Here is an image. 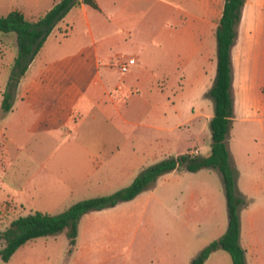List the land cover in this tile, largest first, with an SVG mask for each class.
Masks as SVG:
<instances>
[{
  "label": "crops",
  "instance_id": "obj_1",
  "mask_svg": "<svg viewBox=\"0 0 264 264\" xmlns=\"http://www.w3.org/2000/svg\"><path fill=\"white\" fill-rule=\"evenodd\" d=\"M60 1L0 0V17L18 11L27 20L34 21ZM186 1L199 4L215 0H179ZM95 2L99 10L81 4L56 24L14 93V97L19 96L21 100H34L33 110H19V114L30 111L35 125L42 127L50 122V129L57 132L51 134L56 135L59 152L64 154L58 160L67 161L72 166L71 172L61 178L65 187L62 189L67 193L85 194L90 192L91 186L132 182L143 168L166 156L195 152L201 155L198 148L180 151L179 138L185 129L189 133L197 131L198 136L205 133L213 116V111L206 110L201 101L207 98L205 94L216 73V40L213 44L212 30L217 25L212 27L210 21H203L199 8L182 13L181 9L179 12L164 0ZM154 3L161 12L157 28H153V12L144 13L146 7L139 9L141 5ZM207 15L210 18L211 14ZM137 34L156 37L161 45L157 48L160 52L157 56L162 60H151L149 70L136 67L135 61L131 66H135L133 72L129 73V69L122 73L121 63L131 57L122 58L119 51L137 52L147 48L146 42L138 44ZM2 37L4 35H0V62L7 51V43L3 41L6 38ZM11 41L16 43V36L9 43ZM260 53L259 58L253 59L248 54L240 92L244 99L242 115L256 113L257 118L250 120L261 124L263 119L259 115L264 112V57L261 56L264 52ZM16 55L17 47L10 52L5 64L0 63L6 80ZM154 57L150 56L151 59ZM114 59L118 61L120 73L127 74L120 79L112 71ZM154 68L160 69L162 77L170 78L167 79L169 88L178 89L177 101L168 110H152L148 104L140 103L142 98L138 96V89L146 84L148 76L154 75ZM177 82L182 84L179 88ZM79 83L85 86L80 89ZM232 86L234 90V78ZM75 87L79 89L76 94ZM13 109L16 110L12 107L5 114H13ZM235 110L234 101V115ZM9 119L15 121L16 118ZM148 136L161 137L160 148H157L159 138L154 141L155 150L154 143L144 138ZM170 136H174L172 141ZM6 140H3L2 153ZM44 144L40 142V145ZM257 154L258 159L248 157L245 164L250 174L245 176L248 180L245 187L242 185V194H249L247 186L252 187L255 179H264V150ZM91 178L95 179L93 185ZM103 178L110 179L109 184ZM262 185L257 183V187ZM246 229L244 226L240 235L245 264H264V242ZM215 253L203 264H207Z\"/></svg>",
  "mask_w": 264,
  "mask_h": 264
},
{
  "label": "rangeland",
  "instance_id": "obj_2",
  "mask_svg": "<svg viewBox=\"0 0 264 264\" xmlns=\"http://www.w3.org/2000/svg\"><path fill=\"white\" fill-rule=\"evenodd\" d=\"M164 1L179 12L181 9L182 13L199 8L203 21H210L212 27L218 24L224 3V0L199 4ZM155 4L139 6L140 10L146 7L144 13L153 12V28L160 25V10ZM207 14H211L210 18ZM170 21L174 26V21ZM215 29L212 30L213 44ZM1 35H4L2 38L6 39L3 41L7 43L6 56L0 62L5 64L10 52L16 49L15 42L9 43L15 34ZM136 37L138 44L146 42L147 48L137 52L119 51V55L134 58L136 67L149 70L151 60H162L157 56L160 54L157 48L161 45L151 34H137ZM248 52L252 59L259 58L260 52H264V0L246 1L232 52L233 94L237 110L229 133L228 151L230 164L237 172L236 185L240 192L248 180L245 176L250 174L245 167L248 157L258 159L257 153L264 150V112L259 115L263 119L261 124L250 120L257 118L256 113L242 115L244 99L240 87L245 71L244 62L249 59ZM151 55L155 57L151 59ZM117 63L114 59L112 71L120 79L127 74L120 73ZM134 67L130 68L129 73L133 72ZM153 70L154 75L148 76L146 84L138 89V96L142 98L140 103L148 104L153 107L152 110H168L177 101L178 89L169 88L167 79L170 78L162 77L160 69ZM5 78L4 69L1 68V97L8 81ZM181 85L176 83L177 88ZM77 86L81 89L85 85L79 83ZM73 91L76 94L79 89L75 87ZM201 102L206 110L213 111L210 98ZM12 107L16 110L13 109L15 111L11 115L0 111V232L19 216L35 212L55 216L78 201L107 196L130 185L131 182L125 181L110 185V179L103 178L109 184L107 187L91 186L90 192L85 194L77 191L67 193L62 189L65 187L61 184V178L71 172L72 166L67 161L58 160L64 154L59 152L56 135L51 134L57 133L50 129L52 124L47 122L46 126L39 127L33 123L30 111L19 114V110L34 109L33 99L14 97ZM9 118L16 119L10 121ZM144 138L151 143L159 138L157 148H160L161 137ZM173 139L174 136H170V140ZM3 140H6L4 153ZM40 142L45 144L40 145ZM153 145L156 150V144ZM178 148L180 151L198 148L201 155H207L211 149L209 128L199 136L197 131L189 133L185 129L179 138ZM168 157L155 160L149 166ZM243 171L245 175L242 176ZM94 181V178L90 179L92 185ZM258 182L263 185L257 187ZM247 192L248 195H243L248 200V206L240 211V235L245 226L247 231H252L264 242V179H255L252 187L247 186ZM227 224L225 197L218 172L213 169H203L197 173L175 171L160 178L154 189L130 202L120 203L114 209L84 215L79 221L78 238L73 247H70L64 231L27 242L8 262L0 259V264H191L202 249L225 233ZM2 248L0 241V251ZM207 264L232 263L226 252L216 251Z\"/></svg>",
  "mask_w": 264,
  "mask_h": 264
},
{
  "label": "trees",
  "instance_id": "obj_3",
  "mask_svg": "<svg viewBox=\"0 0 264 264\" xmlns=\"http://www.w3.org/2000/svg\"><path fill=\"white\" fill-rule=\"evenodd\" d=\"M247 0H224L220 19L215 29L216 73L211 88L205 96L213 102V116L208 127L211 149L207 155L183 153L163 159L143 168L131 184L110 195L84 199L72 204L64 212L50 216L41 212L19 216L0 232L3 248L0 259L8 262L15 252L27 242L66 231L70 247L75 245L80 219L91 212L102 211L135 199L154 189L157 181L175 171L196 173L202 169L218 172L225 197L228 224L225 233L208 244L191 264H203L215 251L226 252L232 264H245V251L240 245V211L248 200L236 185V171L230 164L228 137L234 118L232 49L238 37V28ZM81 4L99 10L95 0H61L42 17L29 21L21 12L12 11L0 17V35L14 33L17 55L10 68L0 111L8 113L18 83L54 27L67 13Z\"/></svg>",
  "mask_w": 264,
  "mask_h": 264
},
{
  "label": "built area",
  "instance_id": "obj_4",
  "mask_svg": "<svg viewBox=\"0 0 264 264\" xmlns=\"http://www.w3.org/2000/svg\"><path fill=\"white\" fill-rule=\"evenodd\" d=\"M135 64V60L133 58L128 59L125 62H122L120 65V71L122 73H126L129 71V69L131 68V66H133ZM196 154V152H195Z\"/></svg>",
  "mask_w": 264,
  "mask_h": 264
}]
</instances>
